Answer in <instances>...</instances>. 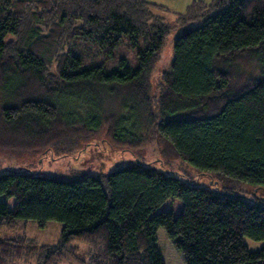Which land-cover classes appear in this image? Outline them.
Instances as JSON below:
<instances>
[{
	"label": "trees",
	"instance_id": "obj_1",
	"mask_svg": "<svg viewBox=\"0 0 264 264\" xmlns=\"http://www.w3.org/2000/svg\"><path fill=\"white\" fill-rule=\"evenodd\" d=\"M165 9L147 0H0V150L52 152L59 129L78 140L106 130L133 150L148 133L197 178L141 156L73 180L0 173V196L15 199L13 209L0 200V264H23L28 251L31 264H166L160 228L185 264H264V244L244 241L264 243V200L224 185L264 188V0H196L173 24ZM177 29L156 93L152 75ZM245 54L259 72L240 87L234 68ZM171 199L183 203L178 215L159 210ZM51 221L62 224L56 244L27 237L29 222Z\"/></svg>",
	"mask_w": 264,
	"mask_h": 264
},
{
	"label": "rangeland",
	"instance_id": "obj_2",
	"mask_svg": "<svg viewBox=\"0 0 264 264\" xmlns=\"http://www.w3.org/2000/svg\"><path fill=\"white\" fill-rule=\"evenodd\" d=\"M157 5L164 6L161 15L167 22L173 24L176 16L183 13L187 6L196 0H147ZM181 33L177 29L170 36L169 44L166 46L162 56L157 64V67L152 75V86L154 91H159V86L162 74L168 70L169 64L173 58L172 48L178 34ZM131 50L122 48L120 55L132 58ZM236 75L239 86L241 87L245 80L253 78L258 74L259 68L256 67V62L250 54L242 55L235 64ZM188 116V115H186ZM57 130L56 147L58 149L51 151H40L26 149L15 150H0V173L9 170L30 169L33 172L53 179L73 180L86 175L107 174L116 169L136 163V156H141L146 162L155 163L156 166L164 168L168 172L182 173L186 176L196 178L193 170L183 163L173 150L167 146L160 138L154 137L151 134L144 133V140L139 148L129 149L124 145L113 143L106 134V130L98 131L93 137L78 140V136L65 139L62 132ZM53 136V137H54ZM25 143L33 144L31 139L25 140ZM54 143V144H55ZM90 143V145H87ZM51 144V145H50ZM53 147L52 143L46 144ZM28 149V148H27ZM159 161V162H158ZM159 163V164H157ZM197 179V178H196ZM199 184L203 187H209L210 181L206 177H198ZM212 179V178H211ZM218 183V181H216ZM224 185L235 193L258 197L264 200V188L253 189L245 183L230 180ZM1 201L8 202L9 208L15 206L14 198L0 196ZM183 203L179 199H171L165 203L159 210H172L176 215L182 210ZM62 230V224L51 221L44 228L37 226L35 222H29L26 227L27 237L33 239L39 245H52L58 242ZM14 235V233H9ZM159 247L163 253L166 264H185L180 253L174 248L171 241L166 236L165 230H158ZM245 243L251 250L260 249L263 246L262 241H254L249 238L244 239ZM82 250H86V246L79 243ZM24 253V252H23ZM23 258V257H22ZM23 264H31L35 262V251L23 258ZM72 263L79 264L75 260H70ZM70 261H63L60 264H69Z\"/></svg>",
	"mask_w": 264,
	"mask_h": 264
}]
</instances>
